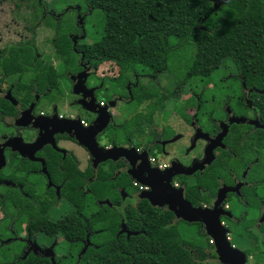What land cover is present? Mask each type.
Listing matches in <instances>:
<instances>
[{
  "label": "flooded vegetation",
  "instance_id": "1",
  "mask_svg": "<svg viewBox=\"0 0 264 264\" xmlns=\"http://www.w3.org/2000/svg\"><path fill=\"white\" fill-rule=\"evenodd\" d=\"M75 52L81 56L78 58L75 71L71 70L72 72L67 76L70 92L79 95L81 101L92 97L97 99L103 82L98 80L97 85H92L90 76L95 73L94 64L84 60L81 52L77 50ZM30 67L34 77L28 88L21 87L19 84L15 85L18 82L17 79L4 94H0V98L6 103L0 123L5 122L6 126L12 127L13 130H28L35 126V132H37L35 138L29 142L22 138V132L0 136L2 152L0 154V189L6 190L4 195L0 194V200L5 202L7 199L5 196H8L16 207H20L19 209L23 208L22 205L25 202L26 208L34 204L38 205V208H46L47 212L51 209H59V206H64L66 202L68 207L62 210L65 213L60 214L59 219L54 222L67 220L70 215L80 219L84 236H74V239L81 244L77 254L79 259L86 248L97 249L111 240L123 243L134 239L136 256L141 254L145 241L149 244L175 243L189 250L193 264H219L213 249L209 256L202 258L197 254L196 242L194 244L188 239L184 240L180 233L172 238L168 237L171 236V231L177 232L180 223L183 226H198L199 236H202L203 227L177 220L169 204L160 201L150 203L141 199L140 193L150 192L151 188L140 186L132 178L129 173L131 169L122 157L115 161L106 160L96 164L91 153L66 134H55V144H46L50 140L40 139L44 131L43 125L38 121L34 125L33 121L45 117L44 113L39 111L42 99L58 93V87L57 85L42 87L39 83L41 76H39L38 60L34 59ZM147 78L155 82L159 79ZM139 79V76H134L133 82L126 81L125 95L114 94L113 99L109 98L101 106L95 104L97 102L90 103L89 106L97 112L95 114L85 110L81 101L77 100L80 113L75 110L77 112L75 117L79 118L82 128H89L95 123L97 116L103 117L107 114L108 125L96 137L98 145L105 149H135L138 155L147 151L149 169H157L160 173H165L169 169L173 171L175 175L170 182L171 185L182 190L184 199L195 208H211L218 191L224 187L231 188L233 191L227 194V201L224 204L229 218L222 220L228 232L229 245L234 251L243 254L244 264H264L263 83L261 84L263 89H259V86H248L237 70L232 86H238L237 94L239 95L233 96L232 100L229 99L228 105L224 103L222 122L212 120L209 121V127L204 126L201 122L202 112L199 105L180 108L181 112L175 109V115L180 121L179 128L182 129L171 126V120L167 121V124L162 122L157 128L152 120L149 128L146 131L143 130L148 141L146 146L141 148L137 144L139 134V126L135 123L138 119L137 109L131 112L127 110L123 116L119 114L122 110L121 106L127 108L129 104L132 105ZM28 98L30 100L26 101ZM95 105L100 108H96ZM167 111L165 107L162 110L153 111L152 118L155 117L156 112L168 116L170 112ZM82 114L85 117H81ZM57 116L61 118L60 115L57 114ZM128 121L131 122L132 127L128 126ZM226 125L228 130L222 140L224 147L216 148L214 161L204 170L200 169L199 167L206 160V150L211 144L204 139L203 135L217 137ZM117 139H119L118 142ZM81 148L87 155L83 163L75 153V150ZM130 155L133 154L130 153ZM157 155L166 161L158 160ZM70 174H76V176L70 177ZM73 178H79L77 184L81 195L79 204L71 202L64 195L65 188L70 186L69 180ZM99 178L104 182L102 198H96L91 187ZM39 191L42 192L38 197L33 196L34 192ZM89 197L92 199V206ZM171 217L172 221H170ZM47 218L51 220L49 216ZM90 222L95 223V229L89 227ZM166 223L167 228L157 227L160 224L165 226ZM40 233L44 232L38 234ZM58 235L60 234L56 233L51 237ZM61 236L64 238L63 235ZM15 239L27 242V252L44 257L49 254L46 252L47 248H43L42 251L35 250L28 237L23 240L18 237ZM65 241L68 243L66 239ZM160 244L156 245L159 247ZM153 253L158 255L164 251ZM123 254L125 256L127 253L124 251ZM132 258L134 259V256ZM239 258L240 256H234L232 264H238ZM137 263L145 264L142 261ZM130 264L136 263L132 261Z\"/></svg>",
  "mask_w": 264,
  "mask_h": 264
},
{
  "label": "rangeland",
  "instance_id": "2",
  "mask_svg": "<svg viewBox=\"0 0 264 264\" xmlns=\"http://www.w3.org/2000/svg\"><path fill=\"white\" fill-rule=\"evenodd\" d=\"M229 1L211 0L209 10L200 17L201 21L198 30L209 34L216 32L217 28L214 21L222 10L227 9ZM200 19L198 17L197 21ZM104 28L105 20L103 14L97 9H89L87 0H0V94H4L7 88L12 83L14 85L17 79V84L19 83L21 87L28 88L31 85L30 81L33 79L34 74L31 72L30 66L34 58L29 60V63L26 60L21 61L23 69L20 72L11 73L9 76L4 72L2 66L5 58L10 59L15 53L21 54L23 48H29L35 59L38 60L40 66L39 76L52 73L56 77L54 83H46L45 87L55 85L58 87V93L56 92L49 98L42 99L39 111L44 113V118H51L58 114L61 118L63 117L62 119L79 120L78 117H75L77 113L75 110L78 111V107H80L77 100L81 101L82 99L79 95L70 92L71 88L67 79L68 73H71V70L75 71L77 68L79 54L75 52L73 57H70L67 61L61 53V36L72 34L78 37L80 33L82 36L78 37L79 40L73 47L83 49L87 46H92L96 41L100 40L104 34ZM187 42L188 44H184L180 53L170 58L169 62L171 63L172 71L181 72L182 65L194 56L193 41ZM22 45L24 47H21ZM19 61L17 60V62ZM93 68L96 70L90 76L92 85H97L99 81L103 82L102 88L99 89L98 100L94 98L95 102H97L95 104L100 106L109 98L113 99L114 94L125 95L124 86L126 81L130 80L133 82L134 76L140 77L138 88L134 92L132 105L129 104L127 108L121 106L122 110L119 114L123 116L127 110L131 112L137 109L138 119L135 122L139 126L137 144L141 148L145 147L148 141L147 137L144 136L143 130L146 131L149 128L152 120L157 128L162 122L167 124V121L170 122L171 120V126L176 129H182L179 128L180 121L178 116L175 115L176 110L181 112L180 108H191L199 105L202 112L199 109L201 122L204 126L209 127V121H223L224 103L226 102L228 105L229 99L232 100L233 96L239 95L237 94L239 91L238 86H232L233 78L237 75V68L234 61L229 57L224 58L214 71L208 75H187L183 81L182 78H178L175 71L173 73H158L156 77V79L159 78L157 79L158 81H151L147 77H153V73L158 71H155L154 68L151 69L147 64L131 62L119 64L114 61H103L95 64ZM45 69L47 71L42 72ZM143 76L146 78H142ZM262 83L264 85V77L261 80L251 81L248 86H257ZM139 99H142L141 103H139ZM29 100L30 98L26 99V101ZM164 107L168 110L167 112H170L168 116H165V114L160 115V113L156 112L155 117L152 118L153 111L162 110ZM115 111H118L117 107ZM78 112L80 113V111ZM82 116L84 115L82 114ZM128 126L132 127L130 121H128ZM35 129L36 127L32 126L28 130H13L12 127L8 128L5 122H1L0 136L10 133L21 134L22 132V138L29 142L37 134ZM120 138L121 136L119 135ZM119 139L116 141L118 142ZM75 151L83 163L87 155L82 148ZM0 154H2L1 151ZM156 158L166 161L159 155ZM69 176H76V174H70ZM91 187L95 192L96 198L104 196L102 193L104 188L103 179L99 178ZM5 191L0 189V194L4 195ZM41 192H34L33 196L38 197ZM5 197H7L5 202L0 200V264H7L18 257H26L30 254L36 256L35 253L27 252V242L15 239V237H18L23 240L28 237L27 216L25 212L23 214L20 213L22 209L26 210V207H24L25 202L22 205L23 208L19 210L20 207H16L8 196ZM90 201L92 206L91 198ZM61 206H59V209H51L47 212V216L53 221L58 220L60 214L65 213L62 210L67 208L68 204L64 202V206ZM18 216L19 218L17 219ZM180 224L177 232L171 231V236H167L172 238V236L180 233L184 240L187 241L188 239L191 243H197L196 251L199 256H202V258L209 256L213 245L210 244L211 239L205 235L204 230H202V236H199L198 226H183ZM28 240L32 242L35 250L42 251L43 248H47L46 252L49 254L46 258L52 264V259L54 264H78L80 261L77 256L80 246L71 247V244L69 243V245L61 235L51 237L40 233L33 235ZM74 258H76V261Z\"/></svg>",
  "mask_w": 264,
  "mask_h": 264
},
{
  "label": "trees",
  "instance_id": "3",
  "mask_svg": "<svg viewBox=\"0 0 264 264\" xmlns=\"http://www.w3.org/2000/svg\"><path fill=\"white\" fill-rule=\"evenodd\" d=\"M210 1L87 0L89 9H97L103 14L104 34L92 46L83 49L73 47L79 38L72 34L63 35L61 53L68 61L73 57L75 50H80L85 60L94 65L103 61L147 64L151 69L158 71L152 75V78H156L158 73L175 71H172L170 58L180 53L184 44L192 40L195 48L194 56L182 65L181 72L175 71L182 81L187 75H208L226 57L234 61L239 76L243 77L246 84L261 80L264 77V0H230L227 9L222 10L215 19L217 31L212 34L198 30L200 17L209 10ZM198 17L200 20L197 21ZM78 35L80 37L81 34ZM33 58L35 59L32 51L23 48L21 54L15 53L10 59H4L2 62L4 72L7 76L20 72L23 69L21 61H29ZM46 71L47 69L42 70V72ZM40 79L39 83L42 86L56 81L52 73H46ZM179 81L181 82L180 79ZM257 86L263 89L261 84ZM138 101L141 103L142 99ZM5 106L6 103L0 98V119ZM78 179L69 180L70 186L65 188L64 193L75 204L81 201L77 189ZM24 212L28 222V238L39 232L49 236L57 233L63 235L71 247L81 246L80 242L74 239V236H84L82 223L77 216L70 215L67 220L54 222L47 218L46 208H38V205L34 204L20 211L22 214ZM89 227L95 229V223L90 222ZM157 227L167 228V223L165 226L160 224ZM156 244L160 243L149 244L145 241L141 254L136 256L134 239L123 243L107 241L97 249L86 248L80 255L78 264H130L132 261L136 264L141 261L145 264H193L189 250L181 245L161 243L158 247ZM124 251L127 253L125 256ZM154 251H164V253L155 255ZM74 260L76 261V258ZM7 264L52 263L44 256L30 254L26 257H18Z\"/></svg>",
  "mask_w": 264,
  "mask_h": 264
},
{
  "label": "water",
  "instance_id": "4",
  "mask_svg": "<svg viewBox=\"0 0 264 264\" xmlns=\"http://www.w3.org/2000/svg\"><path fill=\"white\" fill-rule=\"evenodd\" d=\"M82 107L92 114L97 113L96 110L89 106L90 103L94 104V97L88 98L81 102ZM96 108H100L95 105ZM107 110V108H103ZM106 116H97L96 121L89 128H82L78 119H62L56 116L51 118H38L33 121L35 123H42L43 134L41 140H50L47 143H54L55 134H66L73 138L80 146L88 150L92 159L96 164L106 160H118L122 157L130 167V174L132 178L142 187L151 188V191H143L140 193V198L145 199L150 203L160 201L164 204H169L170 210L174 213L177 220H181L188 224L202 225L205 235L213 240V250L216 254L219 264H232L234 256H240L238 264H244L245 259L242 253L234 251L227 240V229L223 225L222 220L229 218L228 212L224 209V204L227 201V194L233 190L229 187L220 189L217 197L214 200L212 207L203 209L193 207L188 201L184 199L183 191L176 189L171 185V180L174 175L173 171H166L160 173L157 169H149L148 152L143 151L139 155L135 153V149L112 148L105 149L98 145L96 137L108 125ZM106 118V119H105ZM46 128H45V127ZM228 128L227 125L223 132L217 137H210L203 135L207 139L209 146L205 153V161L199 167L204 170L215 159L214 150L218 147L223 148L222 140L226 135ZM55 146V145H54ZM130 153L133 155L131 156ZM182 171V170H181ZM182 173V172H181ZM188 174L189 172H183ZM237 258V257H236ZM54 264V260L52 259Z\"/></svg>",
  "mask_w": 264,
  "mask_h": 264
},
{
  "label": "built area",
  "instance_id": "5",
  "mask_svg": "<svg viewBox=\"0 0 264 264\" xmlns=\"http://www.w3.org/2000/svg\"><path fill=\"white\" fill-rule=\"evenodd\" d=\"M210 244H212V245H213V240H211V241H210Z\"/></svg>",
  "mask_w": 264,
  "mask_h": 264
}]
</instances>
